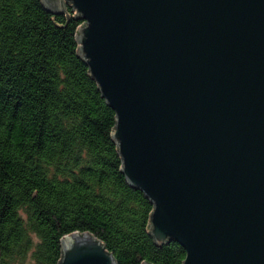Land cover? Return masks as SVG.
I'll list each match as a JSON object with an SVG mask.
<instances>
[{
	"label": "water",
	"instance_id": "1",
	"mask_svg": "<svg viewBox=\"0 0 264 264\" xmlns=\"http://www.w3.org/2000/svg\"><path fill=\"white\" fill-rule=\"evenodd\" d=\"M42 1L84 20L80 56L156 243H180L183 264H264V0ZM59 264L117 262L76 231Z\"/></svg>",
	"mask_w": 264,
	"mask_h": 264
},
{
	"label": "trees",
	"instance_id": "2",
	"mask_svg": "<svg viewBox=\"0 0 264 264\" xmlns=\"http://www.w3.org/2000/svg\"><path fill=\"white\" fill-rule=\"evenodd\" d=\"M83 23L70 4L0 0V264H59L76 231L117 264H183L180 243H156L154 204L122 170L116 113L80 56Z\"/></svg>",
	"mask_w": 264,
	"mask_h": 264
}]
</instances>
